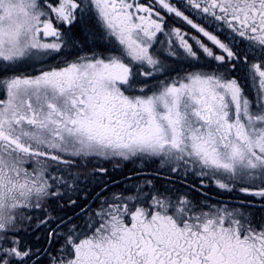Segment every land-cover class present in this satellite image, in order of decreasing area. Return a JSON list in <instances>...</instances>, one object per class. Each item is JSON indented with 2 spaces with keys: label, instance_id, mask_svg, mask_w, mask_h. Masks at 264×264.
Returning <instances> with one entry per match:
<instances>
[{
  "label": "snow or ice",
  "instance_id": "snow-or-ice-1",
  "mask_svg": "<svg viewBox=\"0 0 264 264\" xmlns=\"http://www.w3.org/2000/svg\"><path fill=\"white\" fill-rule=\"evenodd\" d=\"M255 208L264 0H0V264H264Z\"/></svg>",
  "mask_w": 264,
  "mask_h": 264
},
{
  "label": "trees",
  "instance_id": "trees-1",
  "mask_svg": "<svg viewBox=\"0 0 264 264\" xmlns=\"http://www.w3.org/2000/svg\"><path fill=\"white\" fill-rule=\"evenodd\" d=\"M156 161L150 163L146 162L144 167L139 166V163H136L134 161H127L124 164H118L114 165V167H111V164H105L103 167L107 169V175L103 177H95L92 180H90L87 184H82L81 187L85 188L87 191L92 192L93 195L96 193H99L101 191V188L104 186V182H108V192L105 194H110L112 192H121L125 189L127 184L134 183L135 181H127V177L134 172L137 171H143L145 173L152 172L155 169H158V166H156ZM102 164L96 163L91 161L88 164V170L91 171L93 168H98ZM91 168V170H90ZM115 182V183H113ZM188 184H198V180L195 177L189 176ZM158 186L159 185H166V182L163 180L157 181ZM176 188L181 189H186L184 187L183 182H179L175 185ZM188 191V189H186ZM203 192L206 197L210 198V201H223V202H231L233 203V200L228 199L231 197V194L228 192H224L216 188L214 184H209L207 187L203 189ZM208 192V194H207ZM212 193V194H211ZM193 195L200 196V193L198 192H192ZM211 195H219L220 197H215ZM238 195V194H237ZM244 197V196H243ZM68 214L71 215V209H67ZM43 232V229H41V233ZM41 233H37L38 235ZM28 239H34V237H28Z\"/></svg>",
  "mask_w": 264,
  "mask_h": 264
},
{
  "label": "rangeland",
  "instance_id": "rangeland-1",
  "mask_svg": "<svg viewBox=\"0 0 264 264\" xmlns=\"http://www.w3.org/2000/svg\"><path fill=\"white\" fill-rule=\"evenodd\" d=\"M87 24H88V22L85 21V22H82L81 25H79V26H80V28H83V27L87 26ZM92 161H93V162H96V163H100V164H102V165L99 166V167H103V165H105V164H111V167H114V165L124 164L125 162H127V161H122V160H103V159H100V160L93 159ZM129 161H134V162H136V163H139L138 165L141 166V167H144L146 162H150V163L154 162V160L141 161V160H138V159L129 160ZM156 162H157V163H156V166H158V168H159V167H160L159 162H158V161H156ZM112 164H114V165H112ZM99 167H98V168H99ZM103 168H104V167H103ZM90 170H91V168H90ZM219 190H220V189H219ZM181 191L183 192V191H187V190H186V189H181ZM221 191H222V190H221ZM224 192H225V191H224ZM191 195H192L193 198H195V199H197V200L202 199V197L197 196V195H193L192 193H191ZM210 202L215 203L214 201H210ZM217 202H218V201H217ZM255 202H256L257 204L260 203V201H257V200H255ZM229 203H231V202H229ZM232 204H235V203L233 202ZM252 211H254L258 217H259L260 215H264V212H262L259 208L252 209Z\"/></svg>",
  "mask_w": 264,
  "mask_h": 264
},
{
  "label": "flooded vegetation",
  "instance_id": "flooded-vegetation-1",
  "mask_svg": "<svg viewBox=\"0 0 264 264\" xmlns=\"http://www.w3.org/2000/svg\"><path fill=\"white\" fill-rule=\"evenodd\" d=\"M175 26H178L179 27L181 25H180L179 22H177L175 24ZM78 28H80V26H78ZM241 75H243V73H241ZM207 194H208V192H207ZM230 194H231V197H229L228 199L233 200L234 203H236L237 201H251L252 203H256L254 198H251V197H243L238 191L231 192ZM211 196H215V197L218 196V197H220L219 195H211Z\"/></svg>",
  "mask_w": 264,
  "mask_h": 264
}]
</instances>
